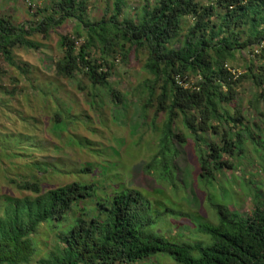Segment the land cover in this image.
Segmentation results:
<instances>
[{
	"label": "trees",
	"instance_id": "obj_1",
	"mask_svg": "<svg viewBox=\"0 0 264 264\" xmlns=\"http://www.w3.org/2000/svg\"><path fill=\"white\" fill-rule=\"evenodd\" d=\"M90 1L56 0L49 15L20 26L1 18L0 55L11 68L20 69L15 49L38 48L28 37L48 38L67 20L76 19V34L60 38L64 58L56 63V76L74 80L81 74L92 88L106 90L120 106L122 96L109 81L115 61L127 63L132 53L147 50L144 69L150 78L139 88L145 97L142 115L145 120L147 111L154 109L162 120V131L158 157L146 168L156 164L163 182L174 183L179 147L186 145V136L176 130L179 123L197 144L200 180L208 185L225 168L232 169L224 161L226 156L241 155L249 140L258 145L237 107V88L244 81L251 82L263 91L255 100L264 102V63L257 67L251 60L243 76L233 73L228 64L237 53H253L264 41V0H156L153 7L144 6L138 21L121 20L127 0H115L113 17L98 24L87 17ZM187 18L193 24L184 34ZM81 39L83 44H79ZM180 39L181 46L175 48ZM256 58L264 61V54ZM56 117L55 122L61 123L60 116ZM206 135L219 137L221 144ZM200 143L206 147H199ZM19 189L36 197L8 200L0 218V264L31 263L37 255L32 239L37 230L44 224L67 223L80 207L81 216L71 220L57 246L38 264H136L159 254L169 255L178 264H264V196H256L249 216L212 203L217 224L200 222L197 226L209 238L206 245L154 234L151 230L160 219L176 212L166 209L152 214L150 201L139 190L115 192L100 200L93 183H74L45 193L38 182ZM89 202L94 206L85 208Z\"/></svg>",
	"mask_w": 264,
	"mask_h": 264
},
{
	"label": "rangeland",
	"instance_id": "obj_2",
	"mask_svg": "<svg viewBox=\"0 0 264 264\" xmlns=\"http://www.w3.org/2000/svg\"><path fill=\"white\" fill-rule=\"evenodd\" d=\"M55 1L35 0L31 8L25 2L22 4L30 10L29 21L37 22L49 15ZM8 2H0V19L10 18L17 26L32 23L20 22L18 16L15 20V14L5 8ZM114 2L90 1L89 22L109 21L114 15ZM155 2L127 0L121 20L138 21L144 6L153 7ZM185 21L184 34L193 24L190 18ZM77 30L78 22L72 19L53 30L48 38L40 34L28 37L38 48L15 49V60L20 69L11 68L3 57L0 60V218L8 200L36 197L19 189V186L33 182L42 185L43 193L74 183H93L100 200L115 192L139 190L150 201L152 214L156 211L164 213L166 209L176 212L174 216L165 215L158 220L151 231L182 243L203 242L207 245L210 242L197 231V226L200 222L217 224L212 203H221L232 213L251 215L256 196H264V102L255 100V96L263 91L248 81L237 88V107L259 142L256 146L249 140L241 155L226 156L224 161L232 165V169L225 168L212 185L200 180L197 144L179 123L176 130L186 136V145L179 147L174 183L163 182L159 180L160 170L156 164L154 168H146L158 157L162 131V120L156 117L154 109L147 111L145 120L142 115L145 97L139 88L150 78L144 69L148 51L132 53L127 63L121 59L115 61L109 81L122 96L123 103L117 106L106 90L92 88L81 74L74 80L56 76V63L64 58L60 38L74 36ZM181 40L175 48L181 46ZM83 43L84 39H81L79 44ZM98 56L96 52L94 57ZM251 60L257 67L264 63L245 50L237 53L228 67L243 76L252 64ZM57 115L61 123L55 122ZM204 138L221 144L219 137L206 135ZM198 145L206 147L203 143ZM84 206L89 209L94 205L89 202ZM80 209L82 207L74 210L65 224H44L37 230L32 236L37 255L29 264H38L57 246L59 236L71 220L81 216ZM136 264L178 263L167 254H159Z\"/></svg>",
	"mask_w": 264,
	"mask_h": 264
},
{
	"label": "crops",
	"instance_id": "obj_3",
	"mask_svg": "<svg viewBox=\"0 0 264 264\" xmlns=\"http://www.w3.org/2000/svg\"><path fill=\"white\" fill-rule=\"evenodd\" d=\"M1 1L3 0H0V2ZM22 2H24V0H9V2L6 5L7 7L5 6V8H7L9 11H12L15 14L14 15L15 20H16V16H18L17 18H19L20 22H22V20L29 21L31 19L30 12H28L29 9H27V7L25 8ZM32 21H29V22H32Z\"/></svg>",
	"mask_w": 264,
	"mask_h": 264
},
{
	"label": "built area",
	"instance_id": "obj_4",
	"mask_svg": "<svg viewBox=\"0 0 264 264\" xmlns=\"http://www.w3.org/2000/svg\"><path fill=\"white\" fill-rule=\"evenodd\" d=\"M34 1H35V0H24L25 4H26L29 8H31V7L33 6V2H34ZM253 54H254L255 56H257V55H261V54H264V41H262L258 46H255ZM1 58H2V56L0 55V60H1Z\"/></svg>",
	"mask_w": 264,
	"mask_h": 264
}]
</instances>
